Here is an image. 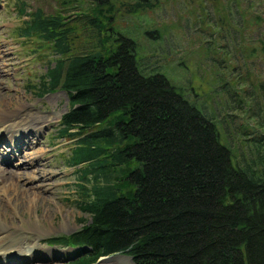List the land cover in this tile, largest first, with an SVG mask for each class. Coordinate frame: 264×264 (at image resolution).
<instances>
[{"label": "trees", "instance_id": "1", "mask_svg": "<svg viewBox=\"0 0 264 264\" xmlns=\"http://www.w3.org/2000/svg\"><path fill=\"white\" fill-rule=\"evenodd\" d=\"M18 9L27 18L19 37L60 57L38 93L67 96L58 136H83L67 164L89 221L47 243L74 249L69 264L114 254L134 264H264V158L233 164L211 118L164 75L137 70L132 41L74 55L61 18Z\"/></svg>", "mask_w": 264, "mask_h": 264}, {"label": "rangeland", "instance_id": "2", "mask_svg": "<svg viewBox=\"0 0 264 264\" xmlns=\"http://www.w3.org/2000/svg\"><path fill=\"white\" fill-rule=\"evenodd\" d=\"M21 3L26 13L41 10L44 16L61 18L70 30L74 55H106L116 50L121 38L132 41L137 70L144 76L164 75L211 118L233 164L264 158V0H0V129L7 133L27 128L16 141L30 153L24 159L11 146V159L12 154L1 149L8 147L7 137L0 136V210L5 215L0 226L11 236L0 244V256L9 243L22 240L25 247V238H30L32 249L26 254L9 253L15 264L72 263L77 252L47 240L70 236L82 221H89L76 205L79 181L75 168L67 164L73 145L83 136H58L60 118L70 107L67 96L61 90L38 95L42 76L60 57L38 38L19 37L17 30L27 19L19 16ZM17 106L23 108L18 111ZM18 120L31 121L17 126ZM28 160V170L38 168L39 173L32 181L22 176L15 183L39 198L32 205L18 201L23 207L17 213L15 191L9 190L5 198L1 182L17 179L21 170L16 166ZM8 218L16 231L7 227ZM121 255H109L111 260L105 262L108 256L100 257L95 264H123L112 259ZM2 257L0 264H7Z\"/></svg>", "mask_w": 264, "mask_h": 264}, {"label": "bare ground", "instance_id": "3", "mask_svg": "<svg viewBox=\"0 0 264 264\" xmlns=\"http://www.w3.org/2000/svg\"><path fill=\"white\" fill-rule=\"evenodd\" d=\"M23 107H19V106H17V109H18V111L19 110H21ZM16 109V110H17ZM18 113V112H17ZM17 113L15 112V116L17 115ZM58 118H60V115H57V119ZM20 119V118H19ZM31 121V120H30ZM30 121H25V120H18V121H16L14 124L15 125H24V124H30ZM26 129L27 128H21V127H18L17 128V130H15V128H14V130L12 129L11 131H9V132H7V133H5L2 129H0V136L2 135V134H4V136L5 137H7V145H8V147H5V145H4V147L3 146H1V149L2 150H6V151H8V153H10V154H12V157H11V159L13 158V157H15V154L13 153V151L12 150H10L11 149V146H13L15 149H16V152L17 153H19V156H21L22 158H24V159H28L29 157H30V153H27L26 151H25V149L23 148V146H20L19 145V143H18V141H16V140H18V137H19V135H20V131H26ZM16 142V143H15ZM6 145V146H7ZM4 158H5V160L7 159V156L5 155L4 156ZM31 164L32 163H30L29 162V160L28 161H26V162H24V163H21L19 166H18V168L21 170V173H19V174H17L16 176H17V179L15 178V179H13V181H11L9 184L7 183V181H6V183H5V181L3 182V179H2V187H1V193H2V196H5V198H6V193L9 191V190H14L15 192L14 193H16L15 195H16V198H15V200L17 201V203L15 204V206H14V209H15V211L18 213V212H22V207H23V205L22 204H19L18 203V201H25L26 200V202L28 203V205H32L34 202H36L37 201V199L39 198L38 197V195L37 194H35V193H32L31 195L30 194H26V192H25V190H21V189H19V188H17V184L15 183V181H17V180H19V178H21L22 176H24L28 181H32V180H34L35 179V176H36V174H38L39 172V170L40 169H38V168H35L34 170H32V171H29L28 170V167H30L31 166ZM5 165H7V162H5ZM31 169V168H30ZM5 171V170H4ZM2 172V171H1ZM15 172V171H14ZM41 172V171H40ZM4 173H6V172H4ZM4 173L2 174V175H4ZM9 176V175H8ZM4 177H7L6 176V174H5V176ZM5 180H6V178H4ZM11 180V179H10ZM13 182V183H12ZM7 200H9V203L12 201L11 199H7ZM8 202V201H7ZM6 211V210H5ZM3 216L5 217V215H4V212H1V210H0V220H2V218H3ZM41 218H42V216H41ZM5 221V220H4ZM39 221V220H38ZM13 221H12V219L11 218H8L7 219V227H10L12 230H15L16 231V225L15 224H13L12 223ZM38 228H35V230H37ZM4 231H6L7 232V228L5 227V226H0V244L2 243V242H4V241H6V240H9L10 239V234L8 235V234H5L4 233ZM9 232V231H8ZM31 241H32V239H30V238H25V243H24V245H25V247L22 245V240L20 241H17V242H13V244L12 243H9L7 246H10L9 247V249L6 251V252H4L3 253V257L2 256H0V257H2L3 259L4 258H7V264H15V262L14 261H12V259H10L11 257H9V256H11V254L9 255V253L11 252H15V251H18V252H20V253H22V254H26L30 249H32V246L30 247L29 246V244L31 243ZM1 246V245H0ZM6 246V245H5ZM13 256V255H12ZM30 256V255H29ZM21 257V256H20ZM28 257V256H27ZM9 259V260H8ZM113 260H116V261H118V262H121V263H123V264H132V262L130 261V259L129 258H127V257H123V256H121V257H119V256H117V257H115V258H112ZM109 260H111V259H109ZM4 261H5V259H4ZM16 261V260H15ZM102 261L103 262H105V261H107L106 259H102Z\"/></svg>", "mask_w": 264, "mask_h": 264}, {"label": "water", "instance_id": "4", "mask_svg": "<svg viewBox=\"0 0 264 264\" xmlns=\"http://www.w3.org/2000/svg\"><path fill=\"white\" fill-rule=\"evenodd\" d=\"M122 256V255H121ZM123 257H127V258H129L130 259V261L132 262V260H131V258L130 257H128V256H123ZM109 258H111V256H108V257H106L105 259H109ZM132 264H133V262H132Z\"/></svg>", "mask_w": 264, "mask_h": 264}]
</instances>
